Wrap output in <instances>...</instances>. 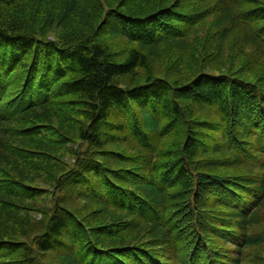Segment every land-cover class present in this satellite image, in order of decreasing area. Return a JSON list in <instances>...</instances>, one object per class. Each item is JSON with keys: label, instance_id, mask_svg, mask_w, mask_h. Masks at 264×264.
Returning <instances> with one entry per match:
<instances>
[{"label": "trees", "instance_id": "16d2710c", "mask_svg": "<svg viewBox=\"0 0 264 264\" xmlns=\"http://www.w3.org/2000/svg\"><path fill=\"white\" fill-rule=\"evenodd\" d=\"M0 264H264V0H0Z\"/></svg>", "mask_w": 264, "mask_h": 264}, {"label": "rangeland", "instance_id": "374dc122", "mask_svg": "<svg viewBox=\"0 0 264 264\" xmlns=\"http://www.w3.org/2000/svg\"><path fill=\"white\" fill-rule=\"evenodd\" d=\"M202 33L203 32H201V34H199L198 37H197L199 40H201V37L203 36ZM174 61H175V58H173V57L169 58V60L166 59L159 66H157L156 68H154V71L155 72H158V70H161V72H166L167 69L174 63Z\"/></svg>", "mask_w": 264, "mask_h": 264}]
</instances>
